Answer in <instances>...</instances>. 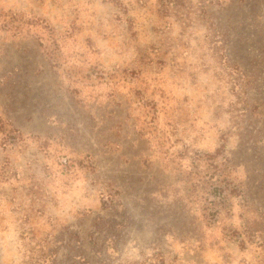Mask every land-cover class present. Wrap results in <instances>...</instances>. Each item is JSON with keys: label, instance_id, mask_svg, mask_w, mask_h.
Returning <instances> with one entry per match:
<instances>
[{"label": "rangeland", "instance_id": "374dc122", "mask_svg": "<svg viewBox=\"0 0 264 264\" xmlns=\"http://www.w3.org/2000/svg\"><path fill=\"white\" fill-rule=\"evenodd\" d=\"M0 264H264V0H0Z\"/></svg>", "mask_w": 264, "mask_h": 264}]
</instances>
